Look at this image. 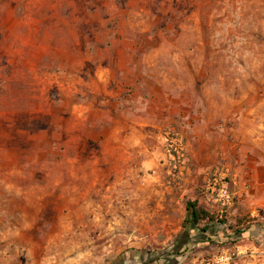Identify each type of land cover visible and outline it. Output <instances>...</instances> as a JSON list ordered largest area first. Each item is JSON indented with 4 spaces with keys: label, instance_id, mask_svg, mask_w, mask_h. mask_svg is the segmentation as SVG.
<instances>
[{
    "label": "rangeland",
    "instance_id": "1",
    "mask_svg": "<svg viewBox=\"0 0 264 264\" xmlns=\"http://www.w3.org/2000/svg\"><path fill=\"white\" fill-rule=\"evenodd\" d=\"M256 117L264 0H0V264H264L207 210Z\"/></svg>",
    "mask_w": 264,
    "mask_h": 264
},
{
    "label": "crops",
    "instance_id": "2",
    "mask_svg": "<svg viewBox=\"0 0 264 264\" xmlns=\"http://www.w3.org/2000/svg\"><path fill=\"white\" fill-rule=\"evenodd\" d=\"M249 120L252 128L240 125L227 153L234 203L222 209L208 203L207 210L218 214L226 211L231 223L241 229V243L260 250L264 246V124L258 117Z\"/></svg>",
    "mask_w": 264,
    "mask_h": 264
},
{
    "label": "built area",
    "instance_id": "3",
    "mask_svg": "<svg viewBox=\"0 0 264 264\" xmlns=\"http://www.w3.org/2000/svg\"><path fill=\"white\" fill-rule=\"evenodd\" d=\"M227 178V174L224 171H221V173L216 172L210 184L211 191L215 194L217 202L224 207L232 206L234 201L229 182L226 181ZM240 254L239 249H225L215 258L208 259L202 264H233Z\"/></svg>",
    "mask_w": 264,
    "mask_h": 264
},
{
    "label": "trees",
    "instance_id": "4",
    "mask_svg": "<svg viewBox=\"0 0 264 264\" xmlns=\"http://www.w3.org/2000/svg\"><path fill=\"white\" fill-rule=\"evenodd\" d=\"M186 209L188 214L183 227L187 229L188 232H202L205 234H209L210 236L207 238L203 237L201 242H206L210 239L213 240V238L216 236V233H214L216 232V230L210 227L209 224L212 225L217 222L218 224H220L221 227L227 226L226 223H222L221 221H216L214 215L208 212L207 210L201 208L197 201L188 202ZM202 222H207L208 224L202 227ZM174 254H177V252H175ZM166 264H174V262H170V263L168 262Z\"/></svg>",
    "mask_w": 264,
    "mask_h": 264
}]
</instances>
